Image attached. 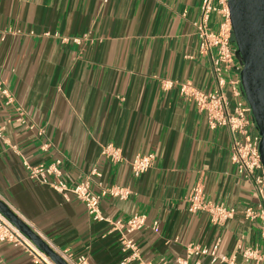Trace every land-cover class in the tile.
Segmentation results:
<instances>
[{"label":"crops","instance_id":"1","mask_svg":"<svg viewBox=\"0 0 264 264\" xmlns=\"http://www.w3.org/2000/svg\"><path fill=\"white\" fill-rule=\"evenodd\" d=\"M201 2L0 0V81L13 97L8 106L0 97V200L54 252L86 254L89 264H122L128 255L111 224L94 222L73 196L31 179L25 163L56 165L50 181L88 179L96 194L128 188L125 200L102 197L100 210L111 222L145 217L127 237L146 263L212 264L209 254L189 255L188 248L218 242L219 256L242 264V250L252 248L264 264L258 224L238 213L214 226L206 213L187 211L196 184L214 204L240 211L255 202L252 184L232 162L228 131L210 130L179 92L182 85L203 92L214 86L193 25ZM219 23L211 14L210 29ZM108 145L120 150V162L101 155ZM147 154L153 166L134 177L132 161ZM0 264L35 263L0 243Z\"/></svg>","mask_w":264,"mask_h":264},{"label":"built area","instance_id":"2","mask_svg":"<svg viewBox=\"0 0 264 264\" xmlns=\"http://www.w3.org/2000/svg\"><path fill=\"white\" fill-rule=\"evenodd\" d=\"M213 13L220 16L219 28L216 32L212 31L209 26L210 16ZM193 25L200 41L199 51L208 60L214 86L210 92H203L191 86L182 85L179 92L187 101L194 102L197 110L205 115L210 130L225 128L228 131L232 162L236 167L237 175L252 184L255 202L240 211L235 207L214 204L205 200L203 186L196 184L186 198L187 211L189 214L206 213L209 222L214 226H223L240 213L245 220L258 224L260 237L264 240V167L259 152L261 137L240 83L242 65L236 64L237 48L232 33L227 0H202L200 19ZM167 86L172 87V82H168ZM0 97L5 99L7 106L13 103L12 95L2 85L1 81ZM16 112L17 121L24 124L23 111L17 108ZM101 155L112 159L114 162L122 160L120 150L112 145L105 146ZM154 159V154L137 156L131 163L133 176L139 177L149 170L153 166ZM25 168L31 179L52 188L67 200L69 196H73L81 202L94 222L111 224L112 228L121 235L122 250L128 252L122 264L130 262L149 264L141 259L137 244L127 237L144 226L145 217L133 215L126 222L121 220L111 222L103 216L100 210L102 197L110 195L113 198L125 200L131 193L128 188L111 187L103 190L100 194H96L91 190L88 179L71 186L58 178L50 181L51 175L59 174L56 165L44 167L41 165L30 166L25 163ZM92 174L99 176L95 171ZM157 225L158 223L154 222L153 228L156 229ZM0 243H8L21 248L32 257L35 264H55L1 212ZM217 249L218 242L210 250L190 247L188 253L189 255L207 253L212 264H236L225 256H219ZM57 254L67 264H89L86 254L76 257L70 256L67 251H60ZM242 257L244 260L242 264H248L250 261H255L257 264L262 259L257 250L252 248H244Z\"/></svg>","mask_w":264,"mask_h":264},{"label":"water","instance_id":"3","mask_svg":"<svg viewBox=\"0 0 264 264\" xmlns=\"http://www.w3.org/2000/svg\"><path fill=\"white\" fill-rule=\"evenodd\" d=\"M236 58L242 65L240 83L261 141L259 152L264 167V0H227ZM3 213L55 264H67L2 200Z\"/></svg>","mask_w":264,"mask_h":264}]
</instances>
